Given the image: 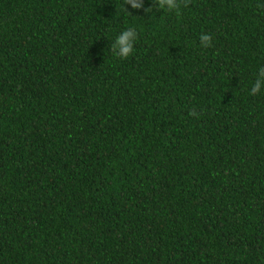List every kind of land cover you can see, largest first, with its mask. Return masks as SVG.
Segmentation results:
<instances>
[{
    "label": "trees",
    "instance_id": "obj_1",
    "mask_svg": "<svg viewBox=\"0 0 264 264\" xmlns=\"http://www.w3.org/2000/svg\"><path fill=\"white\" fill-rule=\"evenodd\" d=\"M0 264H264V0H0Z\"/></svg>",
    "mask_w": 264,
    "mask_h": 264
},
{
    "label": "clouds",
    "instance_id": "obj_2",
    "mask_svg": "<svg viewBox=\"0 0 264 264\" xmlns=\"http://www.w3.org/2000/svg\"><path fill=\"white\" fill-rule=\"evenodd\" d=\"M154 2L159 8L167 9L169 11H178L182 6H186L187 4V0H154ZM125 5H130L132 9H141L143 7V0H125ZM149 9L150 8L145 11H148ZM137 35L138 34L134 29H126L118 35L113 44V48L119 47L117 56L127 58L132 53ZM211 40L212 36L209 34H202L200 36V43L203 47L210 46ZM259 90L260 81L257 80L251 88V94L255 95Z\"/></svg>",
    "mask_w": 264,
    "mask_h": 264
}]
</instances>
